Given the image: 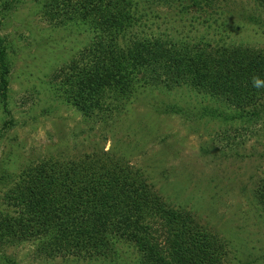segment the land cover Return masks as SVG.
Masks as SVG:
<instances>
[{
    "label": "rangeland",
    "instance_id": "1",
    "mask_svg": "<svg viewBox=\"0 0 264 264\" xmlns=\"http://www.w3.org/2000/svg\"><path fill=\"white\" fill-rule=\"evenodd\" d=\"M18 1L4 11L0 0V38L10 67L6 100L0 88V214L10 211L6 195L28 168L51 161L76 165L106 152L123 158L163 202L191 213L225 243V264H264V212L255 198L264 178V98L238 109L190 88L149 89L111 113L86 117L53 76L92 45L94 32L85 23H49L35 0ZM227 5L182 17L152 6L155 24L149 27L159 35L179 31L175 39L181 41L223 40L264 52L261 2ZM120 245L117 257L106 260L87 253L55 256L38 250L35 239L4 242L0 264H136L135 248Z\"/></svg>",
    "mask_w": 264,
    "mask_h": 264
},
{
    "label": "trees",
    "instance_id": "2",
    "mask_svg": "<svg viewBox=\"0 0 264 264\" xmlns=\"http://www.w3.org/2000/svg\"><path fill=\"white\" fill-rule=\"evenodd\" d=\"M230 0H35L44 20L88 24L94 42L53 76L59 91L84 116L111 113L149 89L190 88L197 95L238 109L264 98V52L161 35L149 8L208 14ZM261 2L264 10V0ZM18 0H2L4 11ZM219 3V4H218ZM188 4V5H187ZM214 5V6H213ZM176 15V16H177ZM155 19V18H154ZM182 19V18H181ZM1 24V23H0ZM172 30V32H174ZM178 35V37H175ZM188 36V35H187ZM0 38V88L7 99L10 67ZM55 90L58 88H54ZM43 162L10 188V211L0 214V243L38 240L52 255L117 257L120 244L138 253L136 264H225V243L204 230L191 213L163 202L123 158L92 155L79 164ZM264 212V178L255 190ZM15 209V211H13ZM17 211V212H16ZM121 242V243H120ZM40 252V251H39Z\"/></svg>",
    "mask_w": 264,
    "mask_h": 264
}]
</instances>
